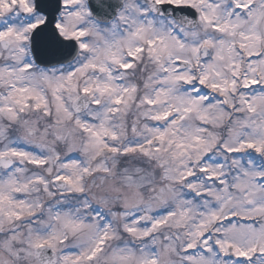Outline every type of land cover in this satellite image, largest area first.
I'll list each match as a JSON object with an SVG mask.
<instances>
[{
    "label": "snow or ice",
    "instance_id": "obj_1",
    "mask_svg": "<svg viewBox=\"0 0 264 264\" xmlns=\"http://www.w3.org/2000/svg\"><path fill=\"white\" fill-rule=\"evenodd\" d=\"M0 264H264V0H0Z\"/></svg>",
    "mask_w": 264,
    "mask_h": 264
}]
</instances>
